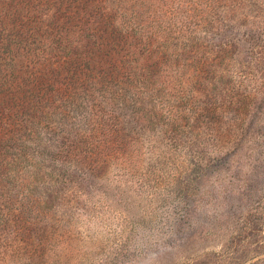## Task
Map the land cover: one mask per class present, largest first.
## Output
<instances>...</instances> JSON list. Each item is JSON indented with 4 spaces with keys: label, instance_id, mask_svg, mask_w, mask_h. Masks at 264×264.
Returning a JSON list of instances; mask_svg holds the SVG:
<instances>
[{
    "label": "rangeland",
    "instance_id": "374dc122",
    "mask_svg": "<svg viewBox=\"0 0 264 264\" xmlns=\"http://www.w3.org/2000/svg\"><path fill=\"white\" fill-rule=\"evenodd\" d=\"M176 1L186 67L90 158L22 157L0 264H264V0Z\"/></svg>",
    "mask_w": 264,
    "mask_h": 264
},
{
    "label": "trees",
    "instance_id": "16d2710c",
    "mask_svg": "<svg viewBox=\"0 0 264 264\" xmlns=\"http://www.w3.org/2000/svg\"><path fill=\"white\" fill-rule=\"evenodd\" d=\"M228 1L185 2L214 10ZM162 5L161 0H0V193L13 188L20 193L14 174L33 150L63 163L77 155L90 158L99 149L94 143L99 129L120 124L118 105L145 120L154 101L146 96L186 67L179 57L187 40L169 42L177 17L165 21ZM169 7L179 9L181 0ZM0 197L3 225L5 209L14 202Z\"/></svg>",
    "mask_w": 264,
    "mask_h": 264
}]
</instances>
